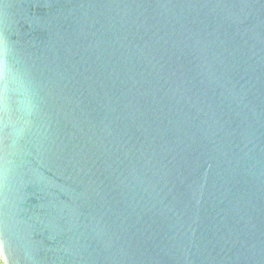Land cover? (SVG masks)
<instances>
[{
  "label": "water",
  "instance_id": "water-1",
  "mask_svg": "<svg viewBox=\"0 0 264 264\" xmlns=\"http://www.w3.org/2000/svg\"><path fill=\"white\" fill-rule=\"evenodd\" d=\"M4 264H264V0H0Z\"/></svg>",
  "mask_w": 264,
  "mask_h": 264
},
{
  "label": "flooded vegetation",
  "instance_id": "flooded-vegetation-1",
  "mask_svg": "<svg viewBox=\"0 0 264 264\" xmlns=\"http://www.w3.org/2000/svg\"><path fill=\"white\" fill-rule=\"evenodd\" d=\"M0 264H4L3 261H2V259H1V256H0Z\"/></svg>",
  "mask_w": 264,
  "mask_h": 264
}]
</instances>
